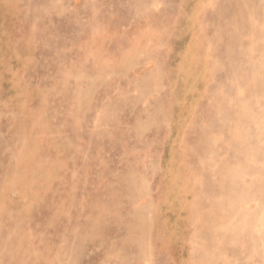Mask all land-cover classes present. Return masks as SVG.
<instances>
[{"label":"rangeland","instance_id":"rangeland-1","mask_svg":"<svg viewBox=\"0 0 264 264\" xmlns=\"http://www.w3.org/2000/svg\"><path fill=\"white\" fill-rule=\"evenodd\" d=\"M0 264H264V0H0Z\"/></svg>","mask_w":264,"mask_h":264}]
</instances>
